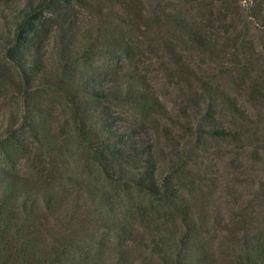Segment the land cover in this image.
<instances>
[{
  "label": "rangeland",
  "instance_id": "374dc122",
  "mask_svg": "<svg viewBox=\"0 0 264 264\" xmlns=\"http://www.w3.org/2000/svg\"><path fill=\"white\" fill-rule=\"evenodd\" d=\"M8 1L12 6L10 11L5 9V3L0 2V18L5 20L7 16V20L12 22L18 16L16 23L19 25L22 21L20 9L27 0ZM31 1L36 8L41 0ZM139 1L141 3L123 0V4L119 0H60L55 1L53 9L50 4L43 3L41 14L45 18L44 23L51 29H40L41 55L36 61V68L33 69L30 62L31 69L27 71L31 74L29 91L25 92L22 91L24 84L20 82L23 75L20 67L16 70L4 56L10 41L16 36L14 24L9 23L10 27L7 26L0 35V141H3L0 155L7 152L10 160L17 162L15 169L21 175L48 178L46 191L63 188L67 192L70 189L68 195L64 194L60 211L55 212L42 228L45 245L54 242V239L65 243L64 256L72 257L69 254L83 245L96 246L103 236L106 240L110 239L108 250L119 243L122 254L133 261L132 264L156 263L141 248L144 244L141 240L146 235L140 238L134 234L135 239L122 234L118 237L105 230L102 232L99 227L101 215L95 210L102 209L100 198L104 197V193L113 196L122 194L120 207L123 203H132L131 197L141 196L143 202H154V199L136 195L131 187L123 188L104 180L102 173L88 161L92 159L77 136L67 103L72 89H78L76 86L81 77L90 72H112L117 68L119 39L132 53V57L121 64L127 67L123 71L130 74L134 68L138 75L149 81L160 109L153 107L151 110L147 106L128 103L107 104L116 120L112 130L136 132L142 147L151 146L153 158L162 165L160 172L163 174L169 165L191 160L186 167L175 169L173 180L180 184L184 203L190 210L208 214L209 221L203 227V237L212 239L209 243L217 252L225 248L219 226L237 215L251 198L253 187L258 182H264V152L255 153L257 146L258 151L262 150L260 144H263V137L246 141L248 144L244 148L247 153H242L244 151L235 145L234 148L228 142L211 137L208 133L210 121L202 118L208 104L203 90L217 96L229 94L247 109L256 122L255 129L259 135L263 134L264 96L262 100H248L251 99L249 86L254 80L262 86L264 93V51L261 50V42L264 43V0H228L234 1L235 30L221 37L218 33L215 39L219 43L230 44L231 37L238 35L237 42L244 40L258 54L251 63L243 61L244 69L231 76L225 73L234 67L228 54L222 60L214 61L180 45L174 41L173 28L154 20V1ZM139 7L140 16L132 14ZM181 9L191 20L198 17L194 10ZM250 13L255 14L254 19L249 16ZM55 25L57 28H54ZM224 36L230 39H224ZM213 53L215 57L221 55L220 45L214 47ZM209 93L205 94L209 96ZM76 94L80 95L79 92ZM193 100L197 103L195 112L189 111V116H184L183 110L191 106ZM89 107L96 106L89 103ZM212 110L214 106L210 107ZM93 121H96L94 115ZM28 124L34 127L35 137L32 132L29 133L32 127ZM97 128L95 132L100 131ZM195 129L203 131L201 138L196 139ZM14 130V134L10 135ZM234 151L239 154L237 160L243 165L241 172H231L228 165ZM7 168L10 169V165ZM3 190L0 185V198ZM255 203L256 200L252 206L257 210ZM260 206V216L264 217V203L260 202ZM29 222L30 219L25 224ZM135 227L141 234V228ZM167 228L172 235L178 231L170 225ZM201 236L202 231L195 239Z\"/></svg>",
  "mask_w": 264,
  "mask_h": 264
},
{
  "label": "trees",
  "instance_id": "16d2710c",
  "mask_svg": "<svg viewBox=\"0 0 264 264\" xmlns=\"http://www.w3.org/2000/svg\"><path fill=\"white\" fill-rule=\"evenodd\" d=\"M55 1L60 0H41L36 8L33 1H24L20 9L22 21L19 25L16 23L18 16L12 22L7 20V16L5 20L0 18V35L7 26L10 27L9 23L14 24L16 36L10 41L4 56L16 70L20 67L23 74L20 81L24 84L23 92L29 89L31 74L27 71L31 69L30 62L33 64V69L36 68V61L41 55L40 29H51V26L44 23L45 18L41 14L42 5L46 2L53 9L56 6ZM133 1L141 3L139 0ZM153 1L154 20L162 21L173 28L174 41L214 61L222 60L228 54L234 67L225 72L227 75L231 76L242 71L245 63H251L252 59L257 58L258 54L250 44L248 46L244 40L237 42L238 35L231 37L230 44L219 43L214 37L216 34H220L221 37L235 30L234 1ZM0 2L5 3L3 5L6 10H11L12 6L8 0H0ZM181 8H187V11L194 10L198 13V17H195L196 20H191ZM136 13L140 16V7L132 11V14L137 15ZM249 16L255 18L253 13ZM129 22L132 20L129 19ZM54 28L57 26L55 25ZM227 37L224 36V39ZM12 41L15 42L14 45L11 44ZM218 45L221 47V55L215 57L213 49ZM117 47L119 57L115 62L116 69L101 74L90 72L79 79L76 86L78 89H72L70 92L67 103L71 110V121L78 138L89 151L92 160L88 161L102 173L107 183L123 188L131 187L136 195L152 197L154 202H143L141 196L131 197L129 199L133 200L132 203L128 202L126 205L123 203L122 208L120 207V203L123 202L122 194L113 196L104 193V197L100 198L102 209L94 208L101 215L98 224L102 232L105 230L111 235L116 234L120 237L122 234L124 237L134 239V234L139 235L140 238L146 235L141 240L144 241V246L141 245V248L156 260V263L152 264H264V227L261 228V224L264 225V217L260 216L261 212H259L260 202L264 203L263 181L253 187L254 190L250 194L251 198L246 201V206L240 208L237 215L231 216L228 222L219 226V232L223 233L222 246L224 245L225 248L217 252L209 243L212 239L203 237V227H206V222L209 221L208 214L205 211L198 213L197 210H190L184 203L180 184L173 180L175 169L186 167L191 160L171 164L163 174L160 172L162 165L153 158L151 146L142 147L136 132L112 130L116 120L107 104L128 103L147 106L151 110L153 107L160 109L159 101L149 81L144 76L138 75L134 68L130 74L123 71L127 67L121 64L132 57L129 48L121 43V39L118 40ZM261 50L264 51L263 42H261ZM72 62L74 63L75 60ZM249 87L251 99L248 102L263 99L261 85L254 80L253 85ZM77 92L80 95H77ZM204 92L208 104L202 118L210 121L211 128L209 132L207 131L210 136L228 142L233 147L235 145L244 151L242 153H247V149L244 148L245 144H248L246 141H256V138L262 136L263 144H260L262 150L259 152L257 146L255 153L264 152V132L259 135L254 126L256 122L236 97L225 93L219 96L209 93L208 96ZM26 95L27 92L24 96ZM192 102L191 106L183 110L184 116H189V111H194L197 103L194 100ZM89 103L95 104L96 107L90 109ZM99 105H101L100 110L97 108ZM211 106H214L212 111H210ZM223 111L226 114H221ZM93 115L96 121H93ZM28 126L32 127L29 133L32 132L35 137L34 127L31 124ZM96 127H99V132H95ZM14 132L15 130L11 131L10 135ZM194 134L196 139H199L203 131L195 129ZM0 145L3 146V141H0ZM238 157L239 154L234 151L228 161L233 173L241 172L243 169V165L237 160ZM8 165L10 169L7 168ZM16 165L17 162L10 160L7 152L0 155V185L4 189L0 198V264L133 263L122 254L119 243L108 250L110 239L106 240L103 236L96 242V246L82 244L80 248H75L69 254L72 257L64 256L65 243L54 238V242L45 245L42 228L55 212L60 211L64 194L68 195L70 189L67 192L63 188L46 191L45 186L49 185L48 178L35 179L25 174L21 175L15 169ZM71 187L74 188L73 183ZM254 200L257 201L255 203L258 206L257 210L252 206ZM42 205L43 207L40 208ZM29 219L30 222L25 224ZM136 225L141 228V234L137 232ZM168 225L173 227L174 231L175 228L178 229L177 233L172 235L168 231ZM201 231L202 236L195 239ZM109 252L113 254L108 255Z\"/></svg>",
  "mask_w": 264,
  "mask_h": 264
}]
</instances>
